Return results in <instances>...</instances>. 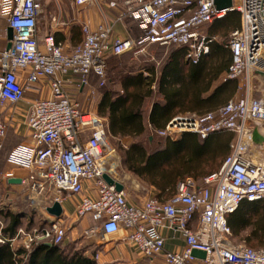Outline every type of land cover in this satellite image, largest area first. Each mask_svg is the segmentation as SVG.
Returning a JSON list of instances; mask_svg holds the SVG:
<instances>
[{"label":"built area","instance_id":"2783aa9c","mask_svg":"<svg viewBox=\"0 0 264 264\" xmlns=\"http://www.w3.org/2000/svg\"><path fill=\"white\" fill-rule=\"evenodd\" d=\"M75 3L84 6L99 0ZM106 7L119 10L118 21L130 18L137 22L142 34L121 38L113 35L109 22L94 30L84 25L82 42L66 53L53 34L44 37L43 46L39 42L38 22L44 13L41 0H0V19L13 30L11 48L0 52V111L6 104L8 109L18 104L28 88L43 80L50 89V96L37 99L27 115L32 145H20L8 157L11 163L30 170L21 184L35 200L45 203V210L73 198V217L77 221L89 217L95 224L86 230L87 235L96 228L105 235L124 230V241L147 264H154L158 256L165 264H264V248L233 244L227 222V215L242 201L264 199V143L252 139L253 130L264 124V99L255 97L250 86L251 78L262 77L257 72H264V0H233L224 9L217 8L215 0H112ZM230 12L239 13L240 26L230 32L232 63L221 81L245 79L244 95L202 115H176L156 132L176 140L186 132L204 139L231 131L236 134L231 153L200 183L192 177L181 180L171 198L149 197L141 204L132 203L125 190H116L104 179V174L111 175L103 161L106 119L84 108L67 85L74 84L80 92L87 88L86 95L95 99L98 94L91 88L90 77H97L99 87L106 84L110 56L142 53L150 45L185 48L186 60L196 63L216 40L204 28ZM20 71H26L25 83L19 79ZM7 123L0 112V153ZM8 177L12 173L0 170V181ZM46 214L49 221L44 225L21 226L13 238L0 236V243L8 241L13 246L21 240L27 252L40 243L62 245L69 215ZM3 226L0 220V231ZM177 238L184 245L167 249V241ZM195 249L204 251L205 257L193 256Z\"/></svg>","mask_w":264,"mask_h":264},{"label":"trees","instance_id":"16d2710c","mask_svg":"<svg viewBox=\"0 0 264 264\" xmlns=\"http://www.w3.org/2000/svg\"><path fill=\"white\" fill-rule=\"evenodd\" d=\"M239 26V13L230 12L210 24L208 35L228 33ZM185 56V48L176 47L161 69L150 65L144 67L146 73L141 69L121 70L120 74L111 77V82H118L120 89L103 87L95 112L106 119L110 136H141L146 131L145 104L154 96L160 98L154 102L149 115V124L155 131L165 128L176 115H202L218 109L234 96L237 81H221L232 63L228 42L212 41L209 53L196 63L185 60ZM235 139L236 134L231 131L213 133L204 139L197 133L186 132L177 140L167 137L163 147L152 152L140 143H133L126 151V164L153 188L156 198L167 200L175 194L181 180L187 177L202 179L217 171L231 153ZM2 217L5 224L0 236L13 238L21 227V217L8 213ZM227 222L232 230L231 237L251 227L248 239L251 244L245 245L264 248V199L242 201L227 215ZM45 223L46 220L34 223L31 219L26 228ZM85 252L86 248L67 252L58 245L48 246L47 243L35 245L27 252L22 247L14 249L7 241L0 243V264H97Z\"/></svg>","mask_w":264,"mask_h":264},{"label":"crops","instance_id":"0c3cea01","mask_svg":"<svg viewBox=\"0 0 264 264\" xmlns=\"http://www.w3.org/2000/svg\"><path fill=\"white\" fill-rule=\"evenodd\" d=\"M41 1L44 4V13L38 22V39L41 46H43L44 37L48 34H53L56 41L62 44L64 51L66 53H70L75 45L82 42L84 33L81 28L84 25H88L94 30L104 22L112 24L114 36H119L121 38H137L142 34L139 24L132 19L125 18L122 21L116 20L115 17L119 10L106 7L112 0H99V3L84 6L76 5L75 0H70L69 5H63V0ZM8 29L9 27L5 19H0V52L7 47ZM144 69V67L141 68V71L146 73ZM25 75L26 71H20L19 79L22 83H25ZM237 83L238 88L232 98L244 95V89L240 88V86H242L240 81H237ZM90 84L91 88L97 90L98 95L95 98L97 106L102 97V87L98 86V79L95 75H91ZM67 89L71 92V95L78 100L84 108H86V103L82 102V97L87 93V88H85L83 92H80L76 90L74 84H68ZM49 96V86L47 82L43 80L34 87L28 88L24 99L18 104L9 109V105L6 104L5 108H2L0 111L2 112L3 119L8 121L7 134L3 140V148L0 153V170L4 174L12 173V177L4 178L0 181V191L2 184H5L6 189L9 191L22 188V191H24L23 198L26 201H28V199H33V195L25 189L21 183H11L10 180L22 179L30 173V170L11 163L8 160V157L18 146L32 145V140L30 139L29 130L26 125L28 112L31 109L32 104L37 99ZM155 97L156 100L160 99L158 96ZM156 100H154V102ZM154 102L151 104L147 116H145V123L148 128H151L149 124V115ZM262 127L264 128V124L259 128L263 134L261 130ZM121 183L123 184V182ZM70 200L72 201V204L69 202ZM73 202L74 199L71 197H67V199L63 202L62 206L64 209V216L69 215V218L66 219L65 225L67 226V232L68 229H71L68 233L71 237L74 238V235L82 233L85 239H88L89 246L86 247L85 252L87 256L93 259L97 264H143L144 262L147 264V260L143 259L139 252L124 241V235L126 234L124 230H120L112 235H105L101 231L98 235H94L93 237H90L91 235H87L86 230L95 224L89 217H86L81 221H77L75 217H73ZM142 202L143 201L138 204H141ZM45 220L49 221L48 218ZM183 245L184 243L182 239H170L166 243V248L171 250L176 246L181 247ZM96 255H98L97 259L95 258ZM153 262L154 264H165L161 256L156 257Z\"/></svg>","mask_w":264,"mask_h":264},{"label":"rangeland","instance_id":"374dc122","mask_svg":"<svg viewBox=\"0 0 264 264\" xmlns=\"http://www.w3.org/2000/svg\"><path fill=\"white\" fill-rule=\"evenodd\" d=\"M63 5H69L70 0H63ZM209 26L204 28L209 34ZM230 30L228 33L221 32L215 35L216 40L220 43H227L230 38ZM176 49V47L171 45H150L147 46L144 52L142 53H134L127 52L118 56H111L108 59V70H107V81L103 87H112L115 90H119L120 86L118 82H111V77H115L120 74L119 71H128L135 70L139 71L141 68L155 65L157 68L161 69L164 65L165 61L168 59L169 55ZM114 62H116L114 64ZM114 66V68H113ZM116 66V67H115ZM244 91H246V80L243 79L240 81ZM250 86L254 89L253 95L258 98L264 99V78L263 77H254L250 80ZM102 87V88H103ZM83 103H86L85 107L94 113L97 111L96 100L93 98H89L88 95H84ZM156 100L154 96L151 99H148L145 108H144V116H147L149 108L151 104ZM167 137L159 135L155 130L146 127V131L138 137L129 138H117L112 137L108 134L107 145L103 149V161L104 166L107 172H109L113 177L123 182L125 185L126 195L134 204H138L141 201L149 197H156L154 195L153 188L137 176L135 173L130 171L126 164V151L133 143L142 144L149 152L155 151L163 147L165 139ZM179 139V138H178ZM177 140V139H176ZM195 179V178H194ZM197 183H200L201 179H195ZM10 194V195H9ZM24 191L22 188H18V190H7L5 184L1 185L0 191V220L5 224V220L2 217L3 214H17L22 219L21 226L26 227L29 225L31 219L34 223H42L47 217L45 210V203L40 199H28V201L23 198ZM72 204V201H69ZM76 225V224H75ZM71 229H68L67 234ZM251 232V227L242 230L238 235L233 234L231 237V242L235 245L239 244H251L249 242V236ZM100 233L99 228H96L93 234H90V237L94 235H98ZM79 233L74 235V238L69 234L67 235V239L65 242L60 245V247L67 252H72L76 248L77 249H85L89 246L88 239ZM89 237V238H90ZM87 238V237H86ZM18 247H22V241L19 240L13 244V248L17 249ZM114 264H122V263H114Z\"/></svg>","mask_w":264,"mask_h":264},{"label":"water","instance_id":"95a60500","mask_svg":"<svg viewBox=\"0 0 264 264\" xmlns=\"http://www.w3.org/2000/svg\"><path fill=\"white\" fill-rule=\"evenodd\" d=\"M233 0H215V5L219 9L230 8L232 6ZM13 40V30L11 28L8 29V44L6 49H10L12 46ZM257 74L261 75L264 78V72L258 71ZM252 139L256 144L264 143V135H262L258 128L253 130ZM104 179L107 181L108 184L114 185L116 190L122 191L124 190V185L119 182L117 179L109 175L108 173L104 174ZM11 183H21V179H11ZM46 211L55 217H61L63 214V207L59 202H55L52 206L47 207ZM48 246L51 244L48 243ZM192 255L200 258L205 257V252L200 250H193Z\"/></svg>","mask_w":264,"mask_h":264},{"label":"bare ground","instance_id":"6f19581e","mask_svg":"<svg viewBox=\"0 0 264 264\" xmlns=\"http://www.w3.org/2000/svg\"><path fill=\"white\" fill-rule=\"evenodd\" d=\"M260 126H263V125H260ZM260 126H259V128H260ZM260 130V129H259ZM261 130H262V132H263V134H264V128L262 127L261 128ZM261 132V131H260Z\"/></svg>","mask_w":264,"mask_h":264}]
</instances>
